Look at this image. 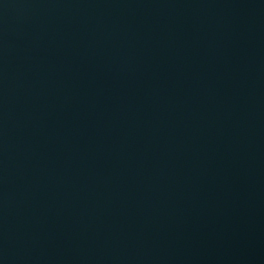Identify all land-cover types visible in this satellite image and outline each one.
I'll use <instances>...</instances> for the list:
<instances>
[{"label": "water", "instance_id": "obj_1", "mask_svg": "<svg viewBox=\"0 0 264 264\" xmlns=\"http://www.w3.org/2000/svg\"><path fill=\"white\" fill-rule=\"evenodd\" d=\"M0 264H264V0H0Z\"/></svg>", "mask_w": 264, "mask_h": 264}]
</instances>
